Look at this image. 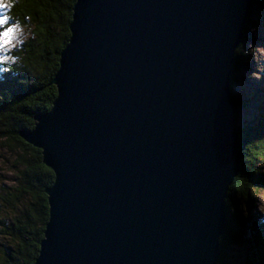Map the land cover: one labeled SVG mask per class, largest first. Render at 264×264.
I'll list each match as a JSON object with an SVG mask.
<instances>
[{
    "label": "water",
    "instance_id": "1",
    "mask_svg": "<svg viewBox=\"0 0 264 264\" xmlns=\"http://www.w3.org/2000/svg\"><path fill=\"white\" fill-rule=\"evenodd\" d=\"M254 1L76 0L57 96L21 131L55 173L35 264H219Z\"/></svg>",
    "mask_w": 264,
    "mask_h": 264
},
{
    "label": "trees",
    "instance_id": "2",
    "mask_svg": "<svg viewBox=\"0 0 264 264\" xmlns=\"http://www.w3.org/2000/svg\"><path fill=\"white\" fill-rule=\"evenodd\" d=\"M75 3L76 0H8L6 15L10 19L5 27H26L29 36L15 45L6 71L0 73V145L7 152L1 158L5 157L7 172L12 173H0V264H35L45 236L49 220L47 189L53 185L55 173L44 163L42 149L27 142L21 131L33 129L35 116L50 110L57 96V86L51 81L70 40ZM253 5H259L264 12V0H255ZM249 21L235 54L234 71L243 68L241 45L246 36H252ZM236 81L233 73L232 88ZM260 115L263 120L259 122L237 125L242 142L241 171L226 200L230 225L221 237L219 264L227 256L228 245L241 237L243 226L252 232L258 254L264 258V225L259 220L248 225L240 211L242 202L254 203L252 188L264 180L260 172L264 161V107ZM234 195L240 196L237 201H233Z\"/></svg>",
    "mask_w": 264,
    "mask_h": 264
},
{
    "label": "rangeland",
    "instance_id": "3",
    "mask_svg": "<svg viewBox=\"0 0 264 264\" xmlns=\"http://www.w3.org/2000/svg\"><path fill=\"white\" fill-rule=\"evenodd\" d=\"M0 3L8 5V0H0ZM7 8L4 10L5 14ZM252 9L248 24L252 36L249 35V38L246 36V41L241 45L243 68L240 71L233 70L232 72L237 78L236 86L233 88L231 81L234 98L238 103L240 101L243 102L242 108L236 113V126H244L246 123L263 120L260 114L263 112L264 107V12L259 5H252ZM5 26L0 28V31L4 30ZM28 36L29 31L26 27H16L11 44L0 50V60H2L0 62L1 74L6 71L12 49ZM5 153L7 152L0 145V173L12 176V173L7 172L8 167L6 166L7 161L5 157L1 158ZM261 164L260 172L262 173V179H264V161ZM252 194L254 203L246 205L242 202L240 206L243 208L242 210L240 209L241 215L246 217L248 225L250 222L256 220H259L264 225V180L259 186L252 188ZM239 197V195H234L232 199L233 201H237ZM227 248V256L221 264H264V258L258 254L259 250L254 243L253 234L248 226H243L241 237L228 245Z\"/></svg>",
    "mask_w": 264,
    "mask_h": 264
},
{
    "label": "snow or ice",
    "instance_id": "4",
    "mask_svg": "<svg viewBox=\"0 0 264 264\" xmlns=\"http://www.w3.org/2000/svg\"><path fill=\"white\" fill-rule=\"evenodd\" d=\"M7 7H10V5L0 3V28L7 25L10 19L4 12ZM16 27V25H12L0 31V50H3L6 46L11 44ZM0 62H2V60H0Z\"/></svg>",
    "mask_w": 264,
    "mask_h": 264
},
{
    "label": "bare ground",
    "instance_id": "5",
    "mask_svg": "<svg viewBox=\"0 0 264 264\" xmlns=\"http://www.w3.org/2000/svg\"><path fill=\"white\" fill-rule=\"evenodd\" d=\"M229 211H231V209Z\"/></svg>",
    "mask_w": 264,
    "mask_h": 264
}]
</instances>
